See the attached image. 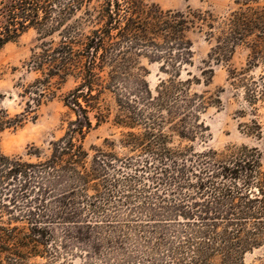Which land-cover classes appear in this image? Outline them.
Returning <instances> with one entry per match:
<instances>
[{"label":"trees","instance_id":"1","mask_svg":"<svg viewBox=\"0 0 264 264\" xmlns=\"http://www.w3.org/2000/svg\"><path fill=\"white\" fill-rule=\"evenodd\" d=\"M235 4L216 16L150 0H0V48L30 29L38 41L26 63L36 77L18 94L23 111L0 109V135L35 120L74 83L63 99L64 135L48 155L29 161L0 149V264H239L264 244L257 150L171 145L174 136L201 135V114L214 103L180 78L192 65L194 34L209 45V73L211 62L248 48L245 68L229 70L227 81L249 106L264 102V5ZM142 59L168 76L154 91ZM104 93L118 107L115 124L128 131L89 153L83 140L105 121Z\"/></svg>","mask_w":264,"mask_h":264},{"label":"rangeland","instance_id":"2","mask_svg":"<svg viewBox=\"0 0 264 264\" xmlns=\"http://www.w3.org/2000/svg\"><path fill=\"white\" fill-rule=\"evenodd\" d=\"M235 1L150 0L163 10L184 11L188 7L193 10L208 9L216 16L224 15L230 7L236 8ZM259 4L264 5V0H259ZM36 37L35 31L30 29L21 34L16 41L0 48V109L5 110L9 116L23 111L24 103L18 94L22 86L31 83L36 77L26 66L31 49L38 44ZM192 39L194 41L192 65L183 68L180 78L193 80L192 91L205 93L207 97L213 98L214 103L201 114L205 126L201 135L193 141L180 140L174 136L171 145L192 146L196 151L213 149L219 152L228 146H246L257 150L264 167V102H258L253 107L249 106L242 90L234 89L227 81L229 70L240 71L245 68L249 49L239 46L228 62H211L212 73H209L206 64L209 45L198 34L192 35ZM141 65L149 72L146 80L152 91L160 79L168 78L160 72L157 63L142 59ZM204 70H206L205 74ZM259 71L251 72L250 75L257 76ZM73 87L74 83L68 80L56 91L53 99L40 106L35 120L28 119L15 130H5L0 135L1 151L5 155L19 156L29 161L37 160L35 156L37 152L40 158L48 155L50 143L64 135L66 127L64 121L70 115L63 99ZM99 105L100 111L105 114V121L92 129L84 138L83 146L89 153H92L93 148L105 149L106 139L118 140L121 132L128 131L118 127L114 122L118 107L111 94H102ZM94 114L95 112L91 113ZM254 122L261 128L260 134L255 132ZM115 152L118 156L128 154L122 148H116ZM43 262L41 258L31 260L32 264H43ZM72 264H78V260H73ZM215 264L219 262L216 261ZM239 264H264V244L246 252Z\"/></svg>","mask_w":264,"mask_h":264}]
</instances>
